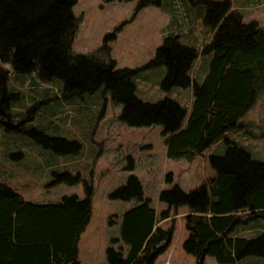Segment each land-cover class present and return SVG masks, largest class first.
Segmentation results:
<instances>
[{
  "label": "trees",
  "instance_id": "1",
  "mask_svg": "<svg viewBox=\"0 0 264 264\" xmlns=\"http://www.w3.org/2000/svg\"><path fill=\"white\" fill-rule=\"evenodd\" d=\"M203 1L207 4L205 24L214 31L212 41L203 47L211 54L203 82L197 83L190 74L198 52L183 44L179 34L168 35L148 63L166 66L161 82L165 92L194 86L188 111L169 96L157 102L140 99L135 84L140 69H117L112 58L105 62L97 56L73 53L78 27L73 6L78 0H0V121L7 119L8 130L21 124L12 122L11 103L16 94L9 92L10 70L2 65L5 62L17 74L36 72L41 80L63 82L66 98L92 94L103 87L116 104H123V122L133 127L163 126L167 157L194 161L228 130L241 127L240 117L264 89V28L256 21L246 23L229 0ZM161 4L162 0H139L135 15L145 7ZM121 27L105 36L103 50L107 53L111 51L109 41L117 38ZM29 133L56 152L80 150L78 140L50 136L38 129ZM224 141L225 152L211 156L217 173L214 177L203 180L194 190L183 191L174 185L160 194V201L170 207L187 206L185 227L189 235L183 248L195 257L196 264H207L210 256L219 264L264 256V230L249 236L236 232L248 223L264 226V162L232 139ZM128 167L133 170L134 163ZM55 174L53 184L82 181L80 173ZM172 175L167 176L169 181ZM86 192L84 199L67 195L55 203H36L0 181V264H81L78 241L91 221L92 184H86ZM109 195L139 202L122 216L121 240L128 247L127 254L123 247L111 246L105 264H156L172 243L174 227L159 225L157 210L150 198H144L142 183L135 175ZM161 216L168 217L164 212Z\"/></svg>",
  "mask_w": 264,
  "mask_h": 264
},
{
  "label": "rangeland",
  "instance_id": "2",
  "mask_svg": "<svg viewBox=\"0 0 264 264\" xmlns=\"http://www.w3.org/2000/svg\"><path fill=\"white\" fill-rule=\"evenodd\" d=\"M223 1V0H216ZM232 8L244 15V21H256L264 28V0H229ZM139 0H78L73 6L77 33L73 40L74 54L97 56L116 61L117 69H140L135 75L136 94L146 101L157 102L165 97L175 99L188 111L194 99V86L175 87L165 92L161 82L166 76L164 65L148 66L156 50L168 35H180L181 42L193 46L198 57L190 74L202 83L211 54L203 47L212 41L214 31L205 24L207 4L203 0H162L161 6H148L135 15ZM135 15V16H134ZM109 41L110 53L103 50L104 38L115 32ZM9 92L16 94L11 103L12 122L19 127L6 129L7 119L0 121V181L14 187L23 198L36 203L62 200L76 195L86 198V184L93 185L91 221L78 241L81 264H105L106 251L113 246L128 247L121 240L122 216L138 200L112 199L110 193L124 185L131 175L142 183L144 198L151 200L163 228L174 227L172 243L156 264H196L195 257L183 244L189 235L185 227L187 206L170 207L160 201L163 189L178 185L183 191L196 189L203 180L214 177L212 155L226 150L225 138L243 146L253 157L264 162V89L258 92L251 108L240 117V128L228 130L217 138L194 161L183 157H167L163 126H130L121 120L123 104H116L111 92H97L74 98L63 96V82L41 80L36 72L17 74L10 63ZM19 128H21L19 130ZM43 130L70 140H78L77 153H60L45 148L29 130ZM59 148H64L62 144ZM134 163V169L129 165ZM80 173L82 181L75 185L54 183L55 173ZM172 175V181L167 179ZM168 217L162 218V213ZM263 225L262 222H259ZM258 222L238 228L237 234L255 235L264 230ZM118 238L116 242H113ZM207 264H219L210 256ZM238 264H264V256H246Z\"/></svg>",
  "mask_w": 264,
  "mask_h": 264
}]
</instances>
